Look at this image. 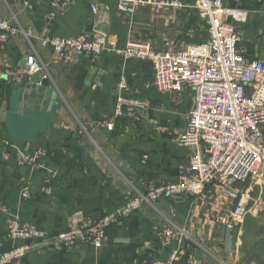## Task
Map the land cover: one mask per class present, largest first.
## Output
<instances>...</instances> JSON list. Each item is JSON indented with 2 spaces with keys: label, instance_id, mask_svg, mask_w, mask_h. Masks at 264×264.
Wrapping results in <instances>:
<instances>
[{
  "label": "crops",
  "instance_id": "crops-1",
  "mask_svg": "<svg viewBox=\"0 0 264 264\" xmlns=\"http://www.w3.org/2000/svg\"><path fill=\"white\" fill-rule=\"evenodd\" d=\"M120 1L72 0L54 10L55 0H30V6L24 0H0V20L17 28L6 41L0 38V67L23 68L32 43L53 83L51 97L32 98L18 96L16 83L0 78V253L28 244L33 249L21 264H142L168 260L175 251L180 254L174 264H245L254 244L264 237V170L251 182L237 185L250 193L251 204L233 229L227 226L232 201L208 185L198 196L140 206L107 228L105 245L98 250L51 244L75 222L97 220L123 208L136 196L134 188L145 190L150 181L177 183L179 167L190 159L192 150L178 139L195 105L191 88L174 98L148 87L154 76L149 62L125 61L110 51L67 63L41 45L45 38H74L92 31L105 32L114 46L148 42L161 51L169 46L180 50L207 38L194 0H181V11L145 7L127 17L118 11ZM93 4L108 10L100 26ZM224 5L248 14L247 22L237 26L239 48L248 60H264V0H224ZM122 77L128 88L124 96L146 105L135 118L131 107L116 115ZM22 89L30 85L21 83ZM108 122H113V130ZM4 209L32 227L35 235L12 240ZM169 226L175 230L167 245L163 231Z\"/></svg>",
  "mask_w": 264,
  "mask_h": 264
},
{
  "label": "built area",
  "instance_id": "built-area-1",
  "mask_svg": "<svg viewBox=\"0 0 264 264\" xmlns=\"http://www.w3.org/2000/svg\"><path fill=\"white\" fill-rule=\"evenodd\" d=\"M24 1L30 6V0ZM71 2L55 0L52 8L64 9ZM194 3L206 26L207 38L199 43L186 44L180 50L169 46L161 51L151 43L132 41L118 47L109 43L107 35L96 31L74 38L42 39L43 47L51 48L53 54L67 63L78 56L100 57L110 51L125 61L149 62L154 76L148 87L162 93H172L174 98L189 87L194 93L195 104L189 112L186 130L178 139L183 147H189L192 151L189 161L179 167L177 183L150 181L144 184L145 190L134 188L136 196L123 208L97 220L75 222L51 244L66 250L77 251L84 245L98 250L105 245L107 228L115 221L127 218L140 206H154L161 199L177 194L198 196L208 185H215L234 205L228 228L250 212V193L240 190L237 185L257 176L264 163V60H248L239 48L241 33L237 26L248 20L244 10L227 8L224 0H194ZM145 7L156 12L181 11L185 4L181 0H121L118 11L127 17ZM91 8L97 21L101 8L96 4ZM2 32L11 34L17 32V28L9 20L2 19L0 38L6 41L7 34ZM31 48L24 68L0 67V78L7 76L10 81L21 84L40 70L50 77L43 58L32 43ZM117 88L116 115H122L125 107H131L130 116L135 118L136 111L146 105L124 96L128 89L126 77L120 79ZM106 124L109 130H113V122ZM23 197H27L26 192ZM3 211L10 217L8 233L12 240L35 235V230L23 226L18 216L6 209ZM174 230V226H169L163 231L167 245ZM32 249L31 245L26 244L0 253V264H21ZM179 254L175 251L168 260H152L142 264H174Z\"/></svg>",
  "mask_w": 264,
  "mask_h": 264
},
{
  "label": "water",
  "instance_id": "water-1",
  "mask_svg": "<svg viewBox=\"0 0 264 264\" xmlns=\"http://www.w3.org/2000/svg\"><path fill=\"white\" fill-rule=\"evenodd\" d=\"M101 8V13L99 18L97 19L96 23L97 26H100V24H104L106 23L108 17V10L105 6H101L98 5ZM104 26V25H103ZM105 31V30H103ZM7 34L6 32H2L1 34ZM105 33V32H104ZM102 33V34H104ZM106 35V34H104ZM28 58L25 59L24 65L22 66L23 68L26 65ZM4 78H8L7 76H4ZM23 85H30V89L29 90H20V84H15L13 87L14 91H17L18 96H24V94L27 97L32 96V98H37L38 96H45L44 98H49L52 96L53 94V83L51 81V78L47 76L46 72L40 70L39 72H37L36 74H34L32 77L25 79L22 82ZM29 91V92H28ZM25 96V97H26ZM17 101V100H16ZM32 101V99H31ZM6 113V112H4ZM6 116V114H3V118ZM19 178V176H18ZM178 196H185L183 194H177L174 197H178ZM173 197V198H174ZM263 231V229H262ZM262 241L264 242V237H259L258 242H256L252 248V250L250 251L251 255L250 257L246 258L245 260V264H264V249H260V251L258 250L259 244L262 243ZM264 245V244H263ZM255 251H259V252H255ZM245 253L242 252V256L244 257Z\"/></svg>",
  "mask_w": 264,
  "mask_h": 264
},
{
  "label": "rangeland",
  "instance_id": "rangeland-1",
  "mask_svg": "<svg viewBox=\"0 0 264 264\" xmlns=\"http://www.w3.org/2000/svg\"><path fill=\"white\" fill-rule=\"evenodd\" d=\"M263 170H264V163H263V165L260 167V169H259V171H258V174H261L262 172H263ZM259 177V176H258ZM254 178V177H253ZM252 178V179H253ZM251 179V180H252ZM255 179H257V178H255ZM251 180H249L250 182H251ZM262 200H263V202H264V198H262ZM251 204V203H250Z\"/></svg>",
  "mask_w": 264,
  "mask_h": 264
}]
</instances>
